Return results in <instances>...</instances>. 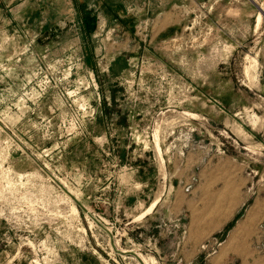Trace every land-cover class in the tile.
<instances>
[{
	"label": "rangeland",
	"instance_id": "374dc122",
	"mask_svg": "<svg viewBox=\"0 0 264 264\" xmlns=\"http://www.w3.org/2000/svg\"><path fill=\"white\" fill-rule=\"evenodd\" d=\"M246 211L263 254L264 0H0V264H208Z\"/></svg>",
	"mask_w": 264,
	"mask_h": 264
},
{
	"label": "crops",
	"instance_id": "0c3cea01",
	"mask_svg": "<svg viewBox=\"0 0 264 264\" xmlns=\"http://www.w3.org/2000/svg\"><path fill=\"white\" fill-rule=\"evenodd\" d=\"M258 205L260 207V204ZM250 216L249 211L244 212L231 225L230 230L220 232L219 236L224 233L222 244L217 249L216 255L208 260V264H228L232 261L235 264H264V253L258 255L250 249L257 221L256 218L251 219ZM227 221L220 223L219 227L217 226L210 234L219 232L220 228H226Z\"/></svg>",
	"mask_w": 264,
	"mask_h": 264
},
{
	"label": "bare ground",
	"instance_id": "6f19581e",
	"mask_svg": "<svg viewBox=\"0 0 264 264\" xmlns=\"http://www.w3.org/2000/svg\"><path fill=\"white\" fill-rule=\"evenodd\" d=\"M260 20V18H258ZM260 23V22H259ZM155 206V203L150 207V209H148L147 212H149L151 210V208H153Z\"/></svg>",
	"mask_w": 264,
	"mask_h": 264
}]
</instances>
